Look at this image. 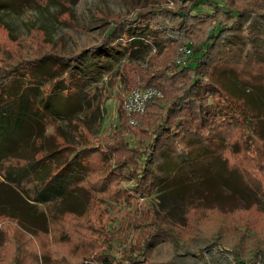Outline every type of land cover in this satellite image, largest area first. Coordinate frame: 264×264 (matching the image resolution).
<instances>
[{
	"label": "trees",
	"instance_id": "trees-1",
	"mask_svg": "<svg viewBox=\"0 0 264 264\" xmlns=\"http://www.w3.org/2000/svg\"><path fill=\"white\" fill-rule=\"evenodd\" d=\"M7 1L37 6L36 0ZM174 4L175 10L151 8L132 20L114 24L93 47L69 57L46 54L0 69V218L13 219L26 234L35 236L48 233L52 220L87 211L90 194L83 183L88 173V151L71 150L59 141L65 142L56 120L61 115L69 118L76 111L85 86L110 69L118 55L133 56L141 48L152 46L156 56H161L165 45L179 46L177 51L189 48L186 65L170 61L163 73L160 66L149 72L130 60L119 72L118 79L126 85L138 80L137 87L128 93L154 88L161 96L149 99L137 117L125 113L121 104L120 116L123 114L126 124L132 128L146 126L142 131L150 130V134L142 146L128 147L130 156L114 168L122 167L137 194L161 189L170 199L183 200L184 205L226 212L259 207L264 190L248 186L247 171L231 164L225 151L230 128L247 123L249 118L250 130L260 141L264 157V114L260 112L264 85L255 84L237 68L244 61L260 63L264 56V24L256 22L264 15L253 16L252 28L247 24L244 29L240 20L247 10L234 8L228 0H174ZM200 6L208 10L195 12ZM220 15L232 22L220 20ZM207 21L212 24L201 39H187L185 44L179 41L190 27L192 33ZM151 62L149 68L153 67ZM157 73L166 75L169 82L179 76L190 78L184 87L177 86V94L170 98L174 91L170 84L149 85ZM231 149L239 152L235 144L229 146ZM38 204L47 209L38 210ZM164 213L172 222L169 212ZM214 247L219 248H214V258L224 251L242 263L232 248L217 243ZM177 256L187 264L191 260L207 264L200 252L185 251ZM134 257L128 252L118 264L131 263ZM259 263L264 264V259L259 258ZM14 264H18L16 259Z\"/></svg>",
	"mask_w": 264,
	"mask_h": 264
},
{
	"label": "rangeland",
	"instance_id": "rangeland-1",
	"mask_svg": "<svg viewBox=\"0 0 264 264\" xmlns=\"http://www.w3.org/2000/svg\"><path fill=\"white\" fill-rule=\"evenodd\" d=\"M156 1L36 0L37 6L23 7L15 1L0 0V69L46 54L69 57L93 47L114 24L132 20L140 12L151 8L175 10L174 0L158 4ZM228 2L236 9L247 10L240 20L244 29L247 24L252 28L253 16L264 15V0ZM205 10L208 8L200 6L195 12ZM227 18L219 16L220 20ZM256 22L264 24V16ZM208 24L212 22L197 25L192 33L190 27L179 41L185 44L187 39H201ZM165 46L161 56H156L152 46L141 48L133 56L118 55L110 69L85 86L76 111L69 117L72 122L64 115L56 120L58 133L65 142L59 141L71 150L88 151V173L83 183L90 194L88 209L80 216L65 215L52 220L48 233L35 236L26 234L13 219L1 217L0 264H14L15 259L18 264H103L107 260L118 264L128 252L133 253L135 261L125 264H187L177 260V254L185 251L200 252L207 264H260L259 258L264 259V200H258L259 207L230 212L184 205L183 200L170 199L161 189L146 191L144 195L135 193L122 167L114 168L128 159V147L142 146L150 134V130L142 131L146 126L129 127L123 114L120 116L125 96L139 83L135 79L126 85L118 79L119 72L132 60L144 71L160 66L163 73L168 62L175 63L180 53L179 46ZM151 60L153 67L149 68ZM259 61L255 64L244 61L237 68L244 76L253 78L255 84L264 85V56ZM162 73H157L149 85L170 84L174 89L170 98L177 94V86L184 87L189 82L190 75L169 82ZM125 74L130 76L126 69ZM226 78L233 82L231 76ZM260 112L264 114V104ZM246 122L230 128L225 156L231 164L248 172L245 173L248 186L264 190L261 143L250 130L251 120L248 118ZM47 131L50 133L52 129ZM231 144L236 145L238 153L229 150ZM37 207L47 209L39 204ZM166 210L172 222L168 221ZM161 229L165 231L160 232ZM161 235L164 236L160 238ZM215 243L232 248L242 263H236L224 251L214 258L215 249H219L214 247ZM190 264L198 262L191 260Z\"/></svg>",
	"mask_w": 264,
	"mask_h": 264
},
{
	"label": "built area",
	"instance_id": "built-area-1",
	"mask_svg": "<svg viewBox=\"0 0 264 264\" xmlns=\"http://www.w3.org/2000/svg\"><path fill=\"white\" fill-rule=\"evenodd\" d=\"M180 53L181 56H177L176 63L185 66L190 49L186 47L180 48ZM160 96V92L154 88L135 89L125 96L122 108L128 115L137 117L143 114L145 104L149 99ZM130 123L135 124L134 120H131Z\"/></svg>",
	"mask_w": 264,
	"mask_h": 264
}]
</instances>
